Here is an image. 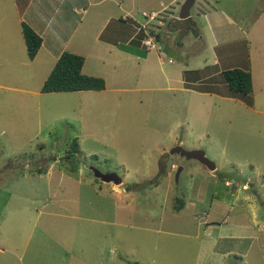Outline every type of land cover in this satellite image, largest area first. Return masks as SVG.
<instances>
[{"label":"rangeland","instance_id":"1","mask_svg":"<svg viewBox=\"0 0 264 264\" xmlns=\"http://www.w3.org/2000/svg\"><path fill=\"white\" fill-rule=\"evenodd\" d=\"M184 2L103 0L83 15L87 29L71 13L66 51L85 58L86 75L105 80L102 94L42 93L54 59L41 50L30 61L23 32L15 50L0 39V264H264V114L254 111L264 109V32L230 45L223 66H253L257 109L229 89L220 67L208 72L219 75L209 80L217 94L183 91L175 74L211 54L197 38L200 25L169 19ZM101 7L115 17L101 38L126 40L131 31L112 29L162 12L160 24L147 26L156 45L193 60L170 63L156 48L147 62L146 51L132 60L100 55V22L89 16ZM214 7L250 30L264 0H197L192 19ZM178 145L204 151L216 171L171 154ZM95 169L122 183L102 181ZM237 173L245 179L234 180Z\"/></svg>","mask_w":264,"mask_h":264},{"label":"crops","instance_id":"2","mask_svg":"<svg viewBox=\"0 0 264 264\" xmlns=\"http://www.w3.org/2000/svg\"><path fill=\"white\" fill-rule=\"evenodd\" d=\"M102 2L103 0H99V1L97 0H0V31H1L0 35L3 36V38L0 36V39L3 42L2 47H4V50H10V49L15 50V48L12 47L16 45L15 43L20 41L21 37L23 41L22 25L26 24L42 38V46L39 50V53L32 61L36 60V58L39 56L42 50V52H44L47 57L54 59V62L56 64L61 54L66 51V47L69 44L67 42L68 36L65 33V28L67 29L66 32L68 33L71 28L69 24L72 23L71 13L74 12L82 15V18L79 21V26L85 29L89 21L87 22L83 17V15L87 16L88 8L101 6ZM85 4L86 6L83 7ZM170 16L169 19H171L173 22L175 21L181 22L178 16H176L175 11L171 10ZM89 17H90V21L97 23L100 22L99 30L96 33L97 34L96 40L99 42L96 48L100 55H103L104 53L111 54L114 52L115 59L116 57H122V56H128L130 58V56H135V55L136 57L134 59H139L141 55L140 53L141 52L144 53L146 51L147 53L145 52L146 54H144L145 58H143V60L146 62L149 60L148 54L151 51L145 50L142 47L140 40L136 38L140 27L144 24H140L138 21L133 19L132 21L135 24H133L132 22L130 23V25L122 26V28L114 27L112 29L113 31L111 30L112 31L111 33H113L115 36L119 35L121 29L123 30L126 29L127 31H131L132 33L128 34L126 40H124L120 36L118 37L117 43H113L112 41H109L106 37L101 38L102 37L101 33L104 30L106 24L108 22H112L115 19V17L108 15L103 7L94 10L92 16ZM10 19L13 21L10 22ZM122 19L125 20V17H123ZM191 19H192V15H191ZM198 19L197 21H194L192 19V22L190 23L194 26L197 25V27H199L200 25L201 28L199 27V33L197 35V38L201 36L200 40H202L204 45L207 46L208 51L209 52L211 51V54L207 55L204 58V61L202 62L197 61L198 63L196 64L194 63L193 67H190L189 64L190 60L193 59L190 58L184 60L181 59L180 62L182 64L184 63L189 64V67L186 66L185 69L181 70L180 72H177L174 78L182 86L180 89L183 91H191L194 93L213 95V94H217L216 92L217 89L209 85L210 83L209 80L214 79V77H218L219 75L216 76L218 73H216L214 76L209 75L208 72L210 71V68L220 67L217 71L222 74L224 71L227 70L223 66L230 60V57L232 56V52L229 49V46L239 42L240 43L245 42L251 44L250 38L252 34L255 33V31L264 32V23L261 26L259 25L260 21L264 22V11L261 13L260 16L255 17L254 21L251 23L252 27L250 30L240 25L235 18L230 17L228 15V12L217 10L215 7L212 10H206L200 13ZM124 22L127 21L125 20ZM200 30H204V32L202 33V31ZM74 33H75V28L71 30V35H73ZM12 37L14 38L12 39ZM60 37H64L65 40L64 41L60 40ZM60 46L63 47V50L57 51L59 50L57 49V47ZM19 48L20 46L18 47V49ZM167 49L171 50V47ZM218 49H223V50L218 51ZM24 63L19 61L18 64H24ZM235 67L236 65H232V67L228 69ZM239 67H241V69L243 70L251 72L252 81H253V90H254V87L257 84L256 79H258V77L256 73L255 74L253 73L254 71L253 66L248 68V67H243V65H240ZM204 73H206V77H203ZM104 91L105 90L79 91L70 94H76V93L102 94L104 93ZM51 94H60V93H51ZM245 97L248 99H252L251 109H257V105L254 100L255 98H257L256 94L254 95L252 92V94ZM254 111L260 114H264V109L254 110ZM239 179H245V178L241 175V173L235 174L234 180H239ZM233 182L235 183L236 181ZM234 183L232 185L233 187H234ZM237 200L245 201L243 195L241 196L239 194ZM241 231L243 230H239V229L235 230V232L237 233H240ZM235 236L238 239H244L247 241L251 240V237L249 236H245V235H235ZM27 248L28 246L24 249V253L27 250ZM231 252L233 251L227 252L226 254L229 255V253ZM247 252L248 250L245 251V253H241V255L246 256L248 254ZM0 255H5V252L1 247H0Z\"/></svg>","mask_w":264,"mask_h":264},{"label":"trees","instance_id":"3","mask_svg":"<svg viewBox=\"0 0 264 264\" xmlns=\"http://www.w3.org/2000/svg\"><path fill=\"white\" fill-rule=\"evenodd\" d=\"M133 24L135 23L133 22ZM22 32L26 43L28 58L32 61L35 59L42 46V38L26 24L22 25ZM140 33L137 34L136 38L141 42L143 35ZM157 41L160 42L159 36H157ZM84 64L85 58L82 55L74 54L69 51L63 52L48 78L45 80L42 93H73L79 91L105 90L106 83L103 78L83 73ZM222 76L229 89L235 94L242 96L252 94L253 81L249 71L239 68L231 69L224 71ZM73 145V149L78 152V144L75 142ZM71 154L73 153L71 152ZM176 205L174 209L177 212L181 211L184 207L181 203L180 205Z\"/></svg>","mask_w":264,"mask_h":264},{"label":"water","instance_id":"4","mask_svg":"<svg viewBox=\"0 0 264 264\" xmlns=\"http://www.w3.org/2000/svg\"><path fill=\"white\" fill-rule=\"evenodd\" d=\"M197 0H185L183 3L180 12H179V20L185 21L191 19V10L194 7ZM160 50L165 52L169 57H172L176 60H181V58H178L177 55L173 54L172 52H169L165 49V46H161ZM171 154H178L182 157H185L187 159H193L198 162H200L202 165L206 166L210 171L216 170V164L212 161H210L207 157L204 151L202 150H185L182 146L178 145L176 148L173 149ZM182 168H179L176 173V181L178 182L180 174L182 172ZM96 177L100 178L104 182H114L115 184L122 183V179L115 173L111 174H101L97 169L94 170Z\"/></svg>","mask_w":264,"mask_h":264},{"label":"built area","instance_id":"5","mask_svg":"<svg viewBox=\"0 0 264 264\" xmlns=\"http://www.w3.org/2000/svg\"><path fill=\"white\" fill-rule=\"evenodd\" d=\"M160 12H151L150 14L148 13H143V16L146 18H149V20L146 21L144 25H142L139 29V31H143L144 37L142 39V46L145 48L147 51L153 50L157 48L156 46V37L155 35H152L151 31L147 28L149 26L150 22H155L157 18L159 17ZM170 63H173L174 60L172 58L169 59Z\"/></svg>","mask_w":264,"mask_h":264},{"label":"clouds","instance_id":"6","mask_svg":"<svg viewBox=\"0 0 264 264\" xmlns=\"http://www.w3.org/2000/svg\"><path fill=\"white\" fill-rule=\"evenodd\" d=\"M156 22V21H155ZM145 24V23H144ZM150 26V25H149ZM138 33H140V31L138 32ZM151 33L153 34V31H151ZM156 34V33H155ZM154 34V35H155ZM142 35H143V37H144V34L142 33ZM156 36H157V34H156ZM155 36V37H156ZM143 37H142V39H143ZM142 39H141V44H142ZM156 44H158V41H157V38H156ZM159 46V45H158ZM158 46H156L157 47V49L159 48V50H160V47H158ZM143 47V46H142ZM145 49V48H144ZM146 50V49H145ZM170 58H172V57H170ZM173 59V58H172ZM174 60V59H173ZM173 168H175V167H173ZM178 170V169H177ZM216 171V170H215ZM215 171H213V172H215Z\"/></svg>","mask_w":264,"mask_h":264},{"label":"flooded vegetation","instance_id":"7","mask_svg":"<svg viewBox=\"0 0 264 264\" xmlns=\"http://www.w3.org/2000/svg\"><path fill=\"white\" fill-rule=\"evenodd\" d=\"M160 14H162V12H160ZM157 21H158V24H160V22H162V21H161V17H160V15H159V17L157 18L156 22H157ZM186 21L190 23V22H192V19L185 20V22H186ZM190 24H191V23H190Z\"/></svg>","mask_w":264,"mask_h":264}]
</instances>
